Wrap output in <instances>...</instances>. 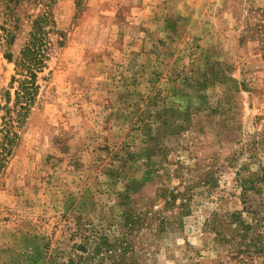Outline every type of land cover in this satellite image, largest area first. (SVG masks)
<instances>
[{
    "label": "rangeland",
    "instance_id": "obj_1",
    "mask_svg": "<svg viewBox=\"0 0 264 264\" xmlns=\"http://www.w3.org/2000/svg\"><path fill=\"white\" fill-rule=\"evenodd\" d=\"M42 1L0 45L1 96L4 54L54 21L0 175V264H109L103 239L129 264H264L244 246L264 245V0Z\"/></svg>",
    "mask_w": 264,
    "mask_h": 264
},
{
    "label": "trees",
    "instance_id": "obj_2",
    "mask_svg": "<svg viewBox=\"0 0 264 264\" xmlns=\"http://www.w3.org/2000/svg\"><path fill=\"white\" fill-rule=\"evenodd\" d=\"M24 2H26L25 4L32 3L34 6H40L43 3L42 0H0V18L2 19L0 26L1 46L9 47L13 45L16 37L15 31L18 30L21 21L17 9ZM28 18L30 19V16ZM53 33H57L55 24L48 14L32 17L30 20V31L17 56L13 58L11 53L4 54L5 59L13 63L14 74L10 79L8 90L4 91L0 96V102L2 101L0 103V175L18 145V130L35 103L38 91L36 84L37 74L44 69L52 53L53 42L50 36ZM261 50V57L264 62V44ZM15 84L16 87L11 97L9 89H13ZM174 199L175 196L172 195V200ZM232 217L238 219L237 216L232 215ZM130 219V217H127V223ZM242 229L244 230V235L241 236V240H244L246 232L250 230V225L244 224ZM242 242L244 245V241ZM101 245L105 246L106 256L102 257L100 261H108L109 264H129L126 263V259H131V257L127 256L129 248L121 239H116L114 243H108L106 239H103ZM244 246L246 249L248 247L254 248L257 253L264 251V245L261 244L256 246L255 243H252ZM100 249V246H97L95 253H98ZM116 250H118V253L115 252ZM134 263V261L131 262V264Z\"/></svg>",
    "mask_w": 264,
    "mask_h": 264
}]
</instances>
